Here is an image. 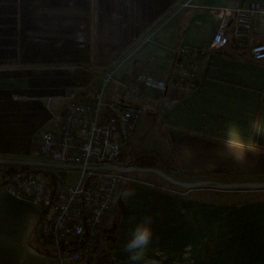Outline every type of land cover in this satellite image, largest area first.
I'll list each match as a JSON object with an SVG mask.
<instances>
[{
    "label": "crops",
    "instance_id": "1",
    "mask_svg": "<svg viewBox=\"0 0 264 264\" xmlns=\"http://www.w3.org/2000/svg\"><path fill=\"white\" fill-rule=\"evenodd\" d=\"M251 4L264 0H0V159L35 161L68 92L99 89L112 74L105 101L139 106V120L146 110L166 143L126 153L138 120L119 164L151 156L182 181L264 182V152L237 162L223 147L235 122L264 148V137L250 128L264 115V62L252 61L249 48L232 39L210 48L223 9ZM254 32L253 43L264 42V17H255ZM181 47L208 50L193 88L160 92L139 83L142 75L166 78ZM152 139L144 134L137 148ZM121 181L101 227L122 203L115 247L99 241L90 261L74 264H130L124 245L144 218L152 239L140 264H264V198L213 190L206 196L143 174ZM40 221L36 205L0 188V264H60L41 239Z\"/></svg>",
    "mask_w": 264,
    "mask_h": 264
},
{
    "label": "built area",
    "instance_id": "2",
    "mask_svg": "<svg viewBox=\"0 0 264 264\" xmlns=\"http://www.w3.org/2000/svg\"><path fill=\"white\" fill-rule=\"evenodd\" d=\"M256 16L264 17L263 5L223 9L210 48H225L232 39L242 48H249L252 61L264 62V42L253 43L257 37ZM207 53V49L181 47L175 51L166 78L142 75L138 81L160 92H167L170 87L193 88L199 60ZM111 81L112 74H108L99 89L68 92V103L57 118L56 130L41 135L38 155L47 163L81 167L75 182L66 172L48 170L17 174L5 186L14 196L40 209L41 239L53 248L60 264L92 259L103 217L123 175L87 168L119 164L116 160L120 159L142 113L139 106L124 101H105V89Z\"/></svg>",
    "mask_w": 264,
    "mask_h": 264
},
{
    "label": "clouds",
    "instance_id": "3",
    "mask_svg": "<svg viewBox=\"0 0 264 264\" xmlns=\"http://www.w3.org/2000/svg\"><path fill=\"white\" fill-rule=\"evenodd\" d=\"M250 128L255 136L264 137V115L256 116L250 120ZM223 147L228 155L237 162L246 160L249 153L264 152L253 136L245 137L239 125L235 122L228 125ZM152 239L151 221L148 218L137 221L132 229L124 248L129 254L130 264H140L146 249Z\"/></svg>",
    "mask_w": 264,
    "mask_h": 264
},
{
    "label": "water",
    "instance_id": "4",
    "mask_svg": "<svg viewBox=\"0 0 264 264\" xmlns=\"http://www.w3.org/2000/svg\"><path fill=\"white\" fill-rule=\"evenodd\" d=\"M0 165H10V166H21V167H32V168H52V169H81L79 166L63 165L56 163H47L44 161H21V160H9L0 159ZM88 171L96 172H112L120 175H130V174H153L165 182L182 189L186 190H197V189H214L218 191H250V190H264V182H238V183H220L215 181H199V182H187L176 179L170 174L158 168H146L139 167L132 164L122 165V164H109L97 167L89 166Z\"/></svg>",
    "mask_w": 264,
    "mask_h": 264
},
{
    "label": "rangeland",
    "instance_id": "5",
    "mask_svg": "<svg viewBox=\"0 0 264 264\" xmlns=\"http://www.w3.org/2000/svg\"><path fill=\"white\" fill-rule=\"evenodd\" d=\"M108 90H111V88L109 87ZM143 110H144V107H143ZM145 112H146V110H145ZM145 112H143V116L140 118V120L138 122L136 132L138 133V138L139 139L144 134L148 135V137L153 138L151 141H148V142H150L151 146H150L149 143H144V145L142 147H138L137 148L136 143L138 142V138H137V134H136L130 140V143H129L130 145H128V147L125 148V152L128 153V154H136V153L138 154L141 150L150 149V148L153 149L156 146L163 147V146L166 145V143L163 141L162 134H160L161 133L160 131L163 130L162 127L159 124H155V121L153 122V121H150L149 119L145 118V115H146ZM149 126L150 127L153 126L152 129H148ZM147 130H148V132H147ZM123 152H124V150H123ZM32 160L43 161L42 158L39 155H34L32 157ZM116 162L122 163L123 160H121V158H120V159L116 160ZM38 169H41V168H38ZM41 170H43V171L59 170V171H62V172H66V173L69 174L72 182H75L76 179L79 176V171L78 170H74V169L63 170V169L42 168ZM143 175H148L149 178L153 177L154 179H159V178H157V176H155L153 174H143ZM124 176H123V178H124ZM121 182L122 181L119 180L116 183L115 190H114V195H115V191L118 188V186L120 184H122ZM212 190H213V192L218 191V190L207 189V188L206 189H197V190H193V191H207L206 192L207 193L206 196H209V195L212 196V194H210L211 192H209V191H212ZM222 192L231 193V191H222ZM241 192H244V193H255L252 196H260V197L264 198V190H255V191L254 190L253 191L252 190H250V191L243 190ZM232 198H235V197H232ZM110 209H111V207H110ZM118 215H119V213H118ZM118 215L114 214L113 216H111L112 218L111 217L109 218L108 222L105 224L104 229H102V231H100V233H99V235H98V237L96 239V245H98V243L100 241L101 242V246L107 248V250L113 249L115 247V243L117 241L118 235L115 238L113 237V234H114L113 233V228H114L115 223H116V221L118 219Z\"/></svg>",
    "mask_w": 264,
    "mask_h": 264
},
{
    "label": "trees",
    "instance_id": "6",
    "mask_svg": "<svg viewBox=\"0 0 264 264\" xmlns=\"http://www.w3.org/2000/svg\"><path fill=\"white\" fill-rule=\"evenodd\" d=\"M131 164L139 166V167L158 168L156 159L151 156L139 157L136 160H134ZM44 172H47V171H43L41 169L32 168V167L0 165V175L2 177V181H0V188L6 186L10 182V179H12L17 174L28 175L31 173H44ZM166 173L169 174V172L167 171ZM130 175L137 176V175H142V174H130ZM119 208H120V211H119L118 219L113 228L114 234L112 233L114 238L117 237L118 235L123 217L126 213V208L122 203L119 205Z\"/></svg>",
    "mask_w": 264,
    "mask_h": 264
}]
</instances>
